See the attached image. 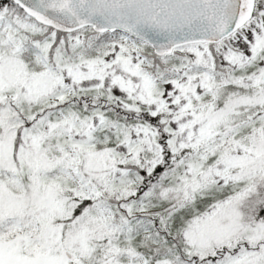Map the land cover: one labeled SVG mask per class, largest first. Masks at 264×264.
<instances>
[{"label": "snow or ice", "instance_id": "obj_1", "mask_svg": "<svg viewBox=\"0 0 264 264\" xmlns=\"http://www.w3.org/2000/svg\"><path fill=\"white\" fill-rule=\"evenodd\" d=\"M0 264H264V0H0Z\"/></svg>", "mask_w": 264, "mask_h": 264}]
</instances>
